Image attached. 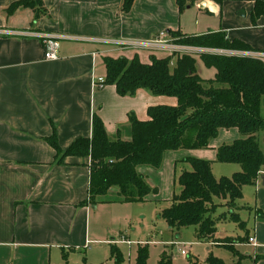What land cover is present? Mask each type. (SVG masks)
<instances>
[{"label":"crops","instance_id":"obj_1","mask_svg":"<svg viewBox=\"0 0 264 264\" xmlns=\"http://www.w3.org/2000/svg\"><path fill=\"white\" fill-rule=\"evenodd\" d=\"M21 1L0 0V264H115L109 248L121 243L111 237L115 230L106 226L98 211L132 203L82 206L89 198L91 158L67 157L57 164L56 151L47 138L55 129L65 151L80 137L92 138L97 115L111 140H130L132 116L147 121L150 107H174L179 100L147 89L123 95L115 85H97L99 79L106 78L104 57L131 60L138 56L148 64L152 57L175 53L261 56L264 15L252 21L255 0H223L221 4L194 0L182 12L177 0H134L128 12L125 0H42L45 12L38 18L26 7L8 13ZM170 31L197 37L222 32L230 42H241L246 48L211 50L178 45ZM162 32L171 42L166 49L125 46L145 43ZM46 36L58 39L59 59H45ZM177 57L172 58V68ZM196 67L207 81L217 73L211 71L212 77L203 78L198 63ZM263 107L264 102L262 117ZM241 138L236 128L221 129L208 148L169 151L164 158L189 165L187 158L207 160L213 170L218 148ZM259 144L264 154V133ZM235 165L240 167L234 169L236 173L242 171L240 164ZM164 167H141L139 172L152 178L155 173L162 175ZM115 193L113 190L111 196ZM241 200L237 206L251 215V219L241 220L243 229L249 238H255L256 245L249 241L236 244V249L250 248L246 254L236 251L254 264H264V169L255 185L243 187ZM215 202L226 205L222 200ZM97 242L106 244L100 248L99 260L92 247ZM78 255L86 258L78 262Z\"/></svg>","mask_w":264,"mask_h":264},{"label":"trees","instance_id":"obj_2","mask_svg":"<svg viewBox=\"0 0 264 264\" xmlns=\"http://www.w3.org/2000/svg\"><path fill=\"white\" fill-rule=\"evenodd\" d=\"M221 4L223 0H211ZM134 0H125L124 10L130 11ZM194 0H177L180 11L194 4ZM42 0H23L13 4L8 13L20 7L31 8L36 17L45 10ZM264 15V0H255L252 21ZM178 45L203 48L238 50L246 45L230 42L222 32L203 36H186L181 32L169 33ZM199 55L207 68L217 73L211 80H204L197 72ZM175 53L166 58H151L142 63L138 56L129 60L124 57H104L106 78L103 85H115L123 95H133L139 89H147L155 95L176 97L178 106H154L148 110L149 119L140 121L131 117V139L111 140L103 120L95 115L92 138H78L63 151L54 129L47 142L56 151V163L62 164L67 157H90L89 198L82 206L104 203H139L156 189L147 177L139 172L141 167L159 169L165 153L181 149H206L221 129L236 128L242 138L222 145L217 150V162L240 164L242 171L231 177L216 178L212 163L207 160L187 158L191 171H183L178 179L180 194L174 195L169 207L161 217L173 230L196 226L197 238L201 242L218 243L229 248L241 264L244 255L239 254L232 244L249 241L245 238L217 240L218 219L214 213L219 207L215 200L225 201L230 209V220L243 228L239 214L235 212L243 198V187L255 185L264 169V154L259 136L264 133V118L261 107L264 102V61L253 56L236 54L221 55L212 52ZM177 57L174 68L172 58ZM189 137L186 139L188 132ZM115 190L114 196L111 192ZM222 218H225L223 215ZM110 257L115 264H126L122 251L111 245ZM146 247L139 248L136 264H147ZM171 257L163 253L158 264H172ZM209 264H226L211 255ZM189 264H200L191 260Z\"/></svg>","mask_w":264,"mask_h":264},{"label":"rangeland","instance_id":"obj_3","mask_svg":"<svg viewBox=\"0 0 264 264\" xmlns=\"http://www.w3.org/2000/svg\"><path fill=\"white\" fill-rule=\"evenodd\" d=\"M194 55L197 59L198 68L202 71L201 75H203V78L212 77L210 74L211 71H216L215 68L205 67L199 55ZM262 115L264 117V107ZM189 134H192L191 131L187 133L186 139L189 137ZM262 146L264 147V144ZM163 163L162 166L165 165V171L161 173L162 175L155 173V177L147 178L150 186L156 189L155 193L149 195L147 201L113 205L106 209L101 208L98 211L107 223L106 226H111L115 230L114 235L111 237L116 239L117 243H121L119 248L122 251L126 264H136L137 252L140 247L148 249L149 258L147 264H158L163 253L171 257L172 264H189L191 260H198L200 264H209L208 259L211 255L223 260L225 263L232 264L238 262V257L229 248L218 245H207L200 242L196 235V226L175 230V233L170 231V227L161 217V213L169 207L174 195L180 194L178 179L183 171H191L192 166L182 162L177 163V161L171 159L166 160L165 158L163 159ZM235 168L240 167L235 164L216 162L213 164V173L216 178L231 177L236 173L234 171ZM241 203L245 204V201L241 200ZM234 210L239 214L241 220L251 219L248 210L238 206L234 207ZM229 212L230 209L226 205H219L214 213V217L218 219L217 240L245 238L248 235L246 230L240 227L238 223L230 220ZM223 215H225V218H222ZM232 245L236 246L234 243ZM92 247L94 248L96 258L98 260L102 259L100 254L102 250L100 248H106V244L97 242L96 244H92ZM182 250H185L187 255L183 256L181 254ZM236 250H240L246 254L250 251V248L242 246ZM76 258H78V262H81L86 257L78 255ZM106 264L112 263L107 262ZM241 264H254V262L245 257L242 259Z\"/></svg>","mask_w":264,"mask_h":264},{"label":"built area","instance_id":"obj_4","mask_svg":"<svg viewBox=\"0 0 264 264\" xmlns=\"http://www.w3.org/2000/svg\"><path fill=\"white\" fill-rule=\"evenodd\" d=\"M168 35L165 32L160 33L156 38L149 40L145 43H127L125 46H128V48H133V49H147V50H153V49H166L169 46H171V42L168 41L167 39ZM44 46L46 48L45 50V59L46 60H57L60 58L59 56V51H60V46H59V41L55 37H45L44 39ZM253 56V55H252ZM260 58L264 60V55H257L253 56ZM99 82L97 85L102 86L104 84V79H99ZM249 243L256 245L255 238L251 237L249 239ZM181 254L183 256L187 255V252L185 250L181 251Z\"/></svg>","mask_w":264,"mask_h":264}]
</instances>
